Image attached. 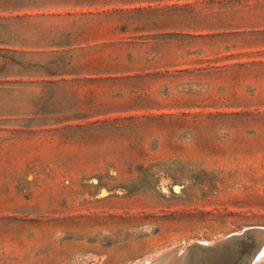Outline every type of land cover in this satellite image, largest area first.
Masks as SVG:
<instances>
[{
    "label": "rangeland",
    "instance_id": "374dc122",
    "mask_svg": "<svg viewBox=\"0 0 264 264\" xmlns=\"http://www.w3.org/2000/svg\"><path fill=\"white\" fill-rule=\"evenodd\" d=\"M249 225L264 0H0V264H141Z\"/></svg>",
    "mask_w": 264,
    "mask_h": 264
},
{
    "label": "water",
    "instance_id": "95a60500",
    "mask_svg": "<svg viewBox=\"0 0 264 264\" xmlns=\"http://www.w3.org/2000/svg\"><path fill=\"white\" fill-rule=\"evenodd\" d=\"M263 246L264 226H242L213 240L166 246L141 264H253Z\"/></svg>",
    "mask_w": 264,
    "mask_h": 264
},
{
    "label": "bare ground",
    "instance_id": "6f19581e",
    "mask_svg": "<svg viewBox=\"0 0 264 264\" xmlns=\"http://www.w3.org/2000/svg\"><path fill=\"white\" fill-rule=\"evenodd\" d=\"M264 256H262V258H263ZM259 261V260H258ZM144 262V261H143ZM142 263V262H141ZM257 263V262H256Z\"/></svg>",
    "mask_w": 264,
    "mask_h": 264
}]
</instances>
